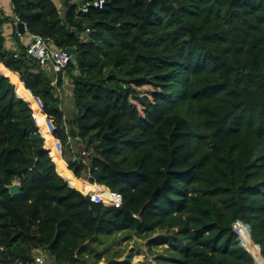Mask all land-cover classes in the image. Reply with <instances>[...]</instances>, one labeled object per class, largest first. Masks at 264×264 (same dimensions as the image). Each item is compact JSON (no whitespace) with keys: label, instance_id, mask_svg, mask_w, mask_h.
Instances as JSON below:
<instances>
[{"label":"trees","instance_id":"1","mask_svg":"<svg viewBox=\"0 0 264 264\" xmlns=\"http://www.w3.org/2000/svg\"><path fill=\"white\" fill-rule=\"evenodd\" d=\"M12 6L0 8V264H98L101 238L124 232L157 234L156 264H264V0ZM20 22L75 48L56 85L27 55ZM94 184L121 203L95 201ZM237 220L263 257L244 224L240 244Z\"/></svg>","mask_w":264,"mask_h":264},{"label":"rangeland","instance_id":"2","mask_svg":"<svg viewBox=\"0 0 264 264\" xmlns=\"http://www.w3.org/2000/svg\"><path fill=\"white\" fill-rule=\"evenodd\" d=\"M77 10H78V7H77ZM6 29H7V26L5 28V34L7 38ZM63 94H64V98L62 101V107L68 119H71L77 112L75 104H74V99L72 97L71 83H65ZM50 123H51V126L54 128V125L51 120H50ZM82 147L85 148V145L83 144ZM61 149L63 150L62 144H61ZM78 149L79 148L76 142L74 143L72 141L71 148H69L70 154L77 152ZM87 154L88 152L85 153V155ZM80 179H84V178H80ZM80 179L77 178V180H80ZM84 180H86V178ZM88 182L90 183L89 180ZM95 186L96 188L97 187L99 188L98 185H95ZM98 188L95 190H91L90 192L92 194H96V190H98ZM81 191L85 193V191L83 190ZM100 200L104 202H108L110 200V197H106L104 200L102 199ZM156 235L157 234H155L151 238L143 239V238L138 237L136 234L132 232H124V233H119V234H115L112 236L102 237L100 241H102L103 243L101 246H98V248L99 250L108 248V251L104 254V257L99 261L98 264H109L110 261L108 260V258H112V260H115L118 262H122L124 260L129 259V262H130L129 264H150V260L155 258V254L151 253L149 246H148V241L150 239H153ZM134 243H136L137 245H134ZM160 248H161V245L158 247H153L152 250L153 251L158 250V249L160 250ZM45 264H50V261H47V263Z\"/></svg>","mask_w":264,"mask_h":264},{"label":"built area","instance_id":"3","mask_svg":"<svg viewBox=\"0 0 264 264\" xmlns=\"http://www.w3.org/2000/svg\"><path fill=\"white\" fill-rule=\"evenodd\" d=\"M79 6H78V11L80 13H87L91 8L99 9L102 10L106 4V0H74ZM87 32H90V29L87 28ZM24 34L29 39V42L26 44V51L27 55L34 60V62L38 63L39 65L43 67H47L51 70V73L54 76V80L52 82L53 85L57 84L58 81V74L63 72L71 60L73 59L72 53L68 52L67 49H58L54 46L53 41L46 39L40 35L36 34H31L27 31V26L25 25L24 31L21 32L20 30L17 31V35L22 37ZM89 177L87 176V179ZM89 180V179H88ZM99 186V185H98ZM100 188H103L105 192L110 193L111 195H114L117 197H110V200L105 203L113 202L117 205L121 203L122 197L117 194L108 191L106 188L99 186ZM92 194V193H91ZM92 198L97 201V202H104L101 201L96 197V194H92ZM241 224L245 225L249 228L251 226L249 224H245L240 220H237L234 223V231L237 233L238 238L241 240L239 233L236 230V225ZM43 258L44 256L37 257V261L40 262L41 264L43 263ZM150 264H156V262L151 259Z\"/></svg>","mask_w":264,"mask_h":264},{"label":"crops","instance_id":"4","mask_svg":"<svg viewBox=\"0 0 264 264\" xmlns=\"http://www.w3.org/2000/svg\"><path fill=\"white\" fill-rule=\"evenodd\" d=\"M0 8L3 10V12L7 16H13L12 0H0ZM6 26H7V29H6L7 30V47L17 50V44H16L15 36L12 35L13 26L10 22H8ZM21 39L23 40L25 45L29 42V39L26 36V34H24L21 37ZM248 232H249L250 239L253 240L252 236H251V228H250V230H248Z\"/></svg>","mask_w":264,"mask_h":264},{"label":"water","instance_id":"5","mask_svg":"<svg viewBox=\"0 0 264 264\" xmlns=\"http://www.w3.org/2000/svg\"><path fill=\"white\" fill-rule=\"evenodd\" d=\"M18 27H19V30L21 31V32H23L24 31V28H25V24L23 23V22H20L19 24H18ZM67 51L68 52H70V53H74L75 52V48H67ZM85 179V178H84ZM86 180L88 181V179L86 178ZM7 189L9 190V192H10V194L12 195V196H15V195H17V194H19L20 192H21V184L19 183V182H14L13 184H11V185H8L7 186ZM255 245H257L258 247H259V251H260V253H261V255H262V252H261V246H260V244H258V243H256L255 241H253V240H251ZM239 242H240V244H241V240L239 239ZM134 245H137L136 243H134ZM242 245V244H241ZM247 250H248V252L251 254V252L249 251V249L246 247V246H244ZM252 255V254H251ZM44 257H45V255H44ZM252 257H253V259H254V261H255V264H257L256 263V260H255V257L252 255ZM262 257H263V255H262ZM263 260H264V257H263Z\"/></svg>","mask_w":264,"mask_h":264},{"label":"bare ground","instance_id":"6","mask_svg":"<svg viewBox=\"0 0 264 264\" xmlns=\"http://www.w3.org/2000/svg\"><path fill=\"white\" fill-rule=\"evenodd\" d=\"M81 183L82 184H86L87 185V189L91 188V184L87 180L82 179Z\"/></svg>","mask_w":264,"mask_h":264}]
</instances>
